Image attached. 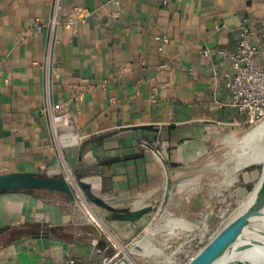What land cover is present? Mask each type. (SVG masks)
I'll list each match as a JSON object with an SVG mask.
<instances>
[{
  "label": "crops",
  "instance_id": "crops-1",
  "mask_svg": "<svg viewBox=\"0 0 264 264\" xmlns=\"http://www.w3.org/2000/svg\"><path fill=\"white\" fill-rule=\"evenodd\" d=\"M64 3L65 13L74 4L96 12L76 34L59 27L51 38L34 24L47 20L52 0H0V174L63 176L41 111L49 97L67 102L75 116L77 141L66 147L75 174L122 207L145 206L166 188L168 172L246 128L227 105L232 61L218 50L237 45L246 18L264 27V0ZM82 76L106 86L76 114L69 84ZM65 195L42 188L0 194V264H93L100 257L96 231L73 220Z\"/></svg>",
  "mask_w": 264,
  "mask_h": 264
},
{
  "label": "rangeland",
  "instance_id": "rangeland-1",
  "mask_svg": "<svg viewBox=\"0 0 264 264\" xmlns=\"http://www.w3.org/2000/svg\"><path fill=\"white\" fill-rule=\"evenodd\" d=\"M254 127L256 124L247 123L244 130L210 146L197 163L168 172L166 188L152 196L146 205L153 208L134 226L115 220L111 211L89 199L84 202L77 195L76 199L65 195L62 200L73 220L87 230H95L97 245L104 250L98 259L90 262L186 264L258 184L263 164L254 163L236 174V143Z\"/></svg>",
  "mask_w": 264,
  "mask_h": 264
},
{
  "label": "built area",
  "instance_id": "built-area-1",
  "mask_svg": "<svg viewBox=\"0 0 264 264\" xmlns=\"http://www.w3.org/2000/svg\"><path fill=\"white\" fill-rule=\"evenodd\" d=\"M170 1L172 0H162L164 4ZM108 2L120 6L122 0H108ZM64 7V0H52L49 17L45 21L35 22V29L39 31L47 30L51 38L59 27L67 28L73 34H76L78 27L87 22L96 12V10L84 4H74L66 13ZM120 15V10L112 13V17L115 18ZM167 41L168 38H165V42ZM49 48H51V42ZM218 54L222 57H228L232 61L231 71L225 73L226 88L231 97L227 105L234 108L246 124L257 125L264 120V27L256 30L250 19L246 18L240 26L237 45L232 49L220 48ZM46 67L49 74L50 68L47 65ZM161 67L165 68L167 64H162ZM52 70L57 71V66H53ZM1 75L2 69L0 68ZM100 85L106 86L104 82L100 84L87 76H82L69 84V102L75 106L76 114H79L83 109V103L87 96ZM41 111L50 122L51 134L48 146L50 148L54 147L58 152L63 177L70 182L75 194L86 202L88 198L80 188L76 174L66 154V147L74 144L78 137L75 130V116L67 108V102L54 103L50 97L42 106ZM143 145L147 146L148 144L143 143ZM157 153L161 155L159 150ZM97 243L98 238L94 240V244ZM67 262L78 263L74 258Z\"/></svg>",
  "mask_w": 264,
  "mask_h": 264
},
{
  "label": "water",
  "instance_id": "water-1",
  "mask_svg": "<svg viewBox=\"0 0 264 264\" xmlns=\"http://www.w3.org/2000/svg\"><path fill=\"white\" fill-rule=\"evenodd\" d=\"M76 177L87 198L97 206L111 211L115 220L125 221L130 226H134L153 208L152 205L139 208L117 206L108 198L96 193L92 184L84 180L81 175L77 174ZM256 186L255 196L246 207L235 217L231 216L186 264H217L222 258L237 251L258 246L264 247V168ZM38 188L56 190L68 195L71 199H76L72 185L63 176H45L30 171L0 174V194L12 190ZM172 190L175 191V186ZM251 231H255L262 237L247 238V234ZM236 264H246V262L237 260Z\"/></svg>",
  "mask_w": 264,
  "mask_h": 264
},
{
  "label": "bare ground",
  "instance_id": "bare-ground-1",
  "mask_svg": "<svg viewBox=\"0 0 264 264\" xmlns=\"http://www.w3.org/2000/svg\"><path fill=\"white\" fill-rule=\"evenodd\" d=\"M242 139V138H240ZM237 152L236 174L237 171L254 163L264 165V120L248 131L241 141H238L235 146V153ZM236 174H234L236 176ZM257 190V186L252 191L247 200L239 206L232 218L240 213L246 205L253 199ZM181 225L188 227L189 223H182ZM264 227V226H263ZM253 236L262 237L255 231L247 234V238ZM174 262L173 258L168 259ZM237 260H243L246 264H264V247L258 246L251 249H244L233 253L232 255L222 258L217 264H236ZM134 261V260H133ZM134 264L137 262H133ZM126 264V263H122Z\"/></svg>",
  "mask_w": 264,
  "mask_h": 264
}]
</instances>
